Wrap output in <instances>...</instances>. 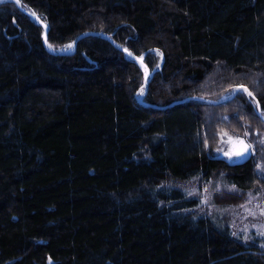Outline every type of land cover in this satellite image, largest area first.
<instances>
[{"label": "trees", "instance_id": "obj_1", "mask_svg": "<svg viewBox=\"0 0 264 264\" xmlns=\"http://www.w3.org/2000/svg\"><path fill=\"white\" fill-rule=\"evenodd\" d=\"M19 2L0 0V264H264L178 186L264 197V0Z\"/></svg>", "mask_w": 264, "mask_h": 264}, {"label": "rangeland", "instance_id": "obj_2", "mask_svg": "<svg viewBox=\"0 0 264 264\" xmlns=\"http://www.w3.org/2000/svg\"><path fill=\"white\" fill-rule=\"evenodd\" d=\"M66 47L64 49H68ZM71 51H73L71 49ZM144 94L139 92V100ZM232 146L227 143L225 150L228 152ZM251 149V148H250ZM252 152V150H251ZM232 160L245 159L246 153L243 156H231ZM224 181L216 180L212 182H205L200 179H194L187 182H180L178 186L185 190L190 197L198 200L199 204L194 209L199 214H207L219 217L231 227L234 237L236 239L259 245L263 243L264 236L259 233L264 232V197L262 194L254 196L248 203L236 207L221 208L215 201V194L224 191L227 192L228 188L225 187ZM247 237V239H245Z\"/></svg>", "mask_w": 264, "mask_h": 264}, {"label": "snow or ice", "instance_id": "obj_3", "mask_svg": "<svg viewBox=\"0 0 264 264\" xmlns=\"http://www.w3.org/2000/svg\"><path fill=\"white\" fill-rule=\"evenodd\" d=\"M32 14L35 15V13H32ZM37 19H39V17H37ZM45 27H46V25H45ZM49 47H51V45H49ZM69 47H71V45H69ZM125 51H127V49H125ZM240 87H243V86H240ZM243 91L246 92L249 97L253 96V94L251 92H249L247 88H243ZM141 92H143V89H141ZM225 135H227V134L225 133ZM228 143L232 147L230 148V150L228 152L225 153V155L229 156V157H231V156H243L251 148V145L246 144L243 139H240L238 137L233 138V137L229 136L228 137ZM233 234L235 235V233H233ZM259 234L264 236V232H261ZM245 239H247V237H245Z\"/></svg>", "mask_w": 264, "mask_h": 264}, {"label": "water", "instance_id": "obj_4", "mask_svg": "<svg viewBox=\"0 0 264 264\" xmlns=\"http://www.w3.org/2000/svg\"><path fill=\"white\" fill-rule=\"evenodd\" d=\"M14 1L17 3V5H20L19 0H14ZM32 17L35 18V19H37L35 15H32ZM37 20H38V19H37ZM38 21L43 25L44 29L47 30L46 27H45V24H44L43 22H41L40 20H38ZM45 43H47V38L45 39ZM75 48H76V43L74 44L73 51H69V52H67V53H72V52H74V51H75ZM128 55H129L131 58H133V59H135L136 61H138V62L144 67V69L147 70V73H148L147 76H148V78H149V80H150L151 77H152V72H151V70L149 69V67L143 62V60H142L141 58H139V57H136V56L132 55V54H129V53H128ZM147 87H148V83L145 84V89H146V91L144 92L142 98H144V96H145V94H146V92H147ZM243 88H246V87H240V88H238V89L233 93V95H232L229 99H232V98L236 95V93H237L239 90H243ZM248 91H249V90H248ZM229 99H228V100H229ZM223 102H225V101H212V103L215 104V105L221 104V103H223ZM251 157H252V152H251V149H249V151L246 152V157H245V159L243 160V162H246V161L250 160Z\"/></svg>", "mask_w": 264, "mask_h": 264}, {"label": "flooded vegetation", "instance_id": "obj_5", "mask_svg": "<svg viewBox=\"0 0 264 264\" xmlns=\"http://www.w3.org/2000/svg\"><path fill=\"white\" fill-rule=\"evenodd\" d=\"M231 161H232V160H231ZM241 161H243V158H242V159H238V160H233V162H235V163H236V162H239V163H240Z\"/></svg>", "mask_w": 264, "mask_h": 264}, {"label": "bare ground", "instance_id": "obj_6", "mask_svg": "<svg viewBox=\"0 0 264 264\" xmlns=\"http://www.w3.org/2000/svg\"><path fill=\"white\" fill-rule=\"evenodd\" d=\"M46 38H47V36H46ZM46 38H45V39H46ZM146 73H147V70H146ZM147 74H148V73H147ZM138 99H139V98H138ZM142 100H143V98L141 97V100H139V101L142 102ZM237 164H238V163H237Z\"/></svg>", "mask_w": 264, "mask_h": 264}]
</instances>
